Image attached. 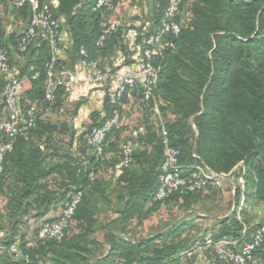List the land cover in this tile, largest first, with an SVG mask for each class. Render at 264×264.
Returning a JSON list of instances; mask_svg holds the SVG:
<instances>
[{
    "label": "trees",
    "instance_id": "trees-1",
    "mask_svg": "<svg viewBox=\"0 0 264 264\" xmlns=\"http://www.w3.org/2000/svg\"><path fill=\"white\" fill-rule=\"evenodd\" d=\"M94 2L59 0L55 11V16L65 18L71 33L73 61L79 62L80 49L84 48L88 59L109 62L116 69V56L120 64L133 63L135 51L137 56L141 53L145 38L157 33L166 0H152L150 14L139 25L116 21V30L102 46L97 44L103 31L101 23L111 10H93ZM16 13L27 20L31 15L28 6ZM177 22V34L162 35L164 47L155 60L158 77L154 101L142 100L141 88L133 91V97L151 104L159 119L158 127L145 119L144 134L137 132L135 137L138 146L131 162L113 180H105L104 176L121 159V149L116 151V158L107 157L115 147L113 137L118 138L120 125L107 132L102 155H96L86 138L93 127L101 126L111 116L113 107L107 96L102 112L93 111L91 123L82 132L67 121L46 119L43 112L50 105L60 108L67 98L62 89L56 92L55 101L44 98L46 64L50 60L48 43L38 41L25 52L15 48L24 59L21 68L14 67L8 51L15 71L30 83L23 91L21 109L36 104L38 112L35 128L27 138H16L0 174V195L6 201L4 211L0 210V264H191L190 258L180 255L184 246L172 241L183 228H171L141 240L130 239L123 226L119 230L97 228L98 204L107 200V190L113 183L123 190L119 196L123 224L132 219L142 222L163 204L182 200L190 207L197 200L194 195L203 191L156 199L164 160L162 125L171 144L179 148V160L185 168L203 162L218 173L238 169V177L244 182L238 198L242 195L245 205H264V0H184ZM130 30L138 34L128 37ZM17 38L10 35L8 42L16 45ZM61 65L69 67L60 57L56 66ZM127 101L125 98L119 107L121 114ZM168 114L171 118L162 122V116ZM110 176L114 177L112 173ZM75 194H80V199L62 239L33 238L42 223L60 216L42 221L27 239L23 230L29 218L43 216L57 205L63 210ZM249 224L245 207H241L239 214L222 219L210 234L214 239L238 238ZM257 225L250 227L248 235ZM98 232L103 239H99ZM13 243L23 257L8 253ZM259 253L264 258V244Z\"/></svg>",
    "mask_w": 264,
    "mask_h": 264
},
{
    "label": "built area",
    "instance_id": "built-area-1",
    "mask_svg": "<svg viewBox=\"0 0 264 264\" xmlns=\"http://www.w3.org/2000/svg\"><path fill=\"white\" fill-rule=\"evenodd\" d=\"M184 0H166V9L156 34L145 38L141 53L136 58L135 67L126 70L116 69L111 63H101L98 60L88 59L84 48L80 49L81 58L78 68L72 69L67 65L57 68L56 62L62 55L59 44V35L62 28L60 18L55 16L59 7V0H0V9L3 4H8L17 11L28 6L31 15L23 31L18 35L15 48L25 52L38 41H46L50 47V60L46 64V79L44 82V98L49 102L55 101L56 92L62 89L66 97L75 98L76 89L93 87L103 84L106 96L112 105L111 116L101 125L95 126L86 135L87 142L91 145L97 156L102 155L105 137L113 127L119 126L123 116L119 110L122 102L131 92L141 88L144 101H154V91L158 77V64L155 60L161 55L164 47L162 35L166 32L177 34L180 24L177 17L181 11ZM115 0H95L93 10H112ZM116 21L103 18L102 34L97 44L102 46L104 41L116 30ZM133 36L138 33L132 32ZM0 75L5 81L4 110L5 116L0 118V174L3 171L5 155L12 150L18 136L27 138L31 129L35 128L38 108L30 104L22 110V99L25 79L15 71L10 63L8 51L3 45V28L0 19ZM139 91V90H138ZM137 132H133V139L121 144V159L116 163L110 173L119 176L123 168L132 160L133 151L138 143L135 140ZM161 142L164 149V160L156 190V199L165 200L170 195L178 193L185 195L204 190L208 186H220L231 176L229 173H218L203 162H195L185 168L180 163V150L171 144L169 133L164 125L161 126ZM92 176V174H90ZM241 188L244 187L242 177H239ZM80 199V194H75L64 204L60 217L51 222L42 223L33 238L57 239L63 238L69 227L71 218ZM264 244V217L257 227L248 235L247 227L238 238L223 237L214 239L208 234L200 242L193 243L185 249L183 256L192 258L197 256L200 264H264V258L259 250ZM8 253L15 258L23 257V253L16 243L8 248Z\"/></svg>",
    "mask_w": 264,
    "mask_h": 264
},
{
    "label": "rangeland",
    "instance_id": "rangeland-1",
    "mask_svg": "<svg viewBox=\"0 0 264 264\" xmlns=\"http://www.w3.org/2000/svg\"><path fill=\"white\" fill-rule=\"evenodd\" d=\"M151 4L152 0H141L136 2L132 0H117L114 9L107 14L106 18L114 19L118 23L139 25L146 19V15L148 16L150 14L152 8ZM13 14L15 18H13ZM26 24L27 19L22 18L16 11L15 13L12 12L11 16L9 15L4 20V32L7 36L8 34L18 35L23 31ZM3 42L5 43L7 51L10 52L14 67L21 68L24 64V59L14 51L15 44L8 42V40ZM26 79L27 78H25V83L29 85V81ZM76 97L62 100L60 108L50 105L43 112L42 116L54 122L67 121L82 132L86 129L87 125L91 123V118L89 114L85 119L83 114L75 116L73 111L78 103L83 102V104H86L88 99L82 96ZM87 107L88 111H90L94 109L95 106L91 105ZM122 114L123 121L118 127V138L113 137L116 151H119L124 141L130 139L132 132H142L141 128H144L146 118L150 119L155 128L158 127L159 124V119L156 117L151 104L143 102L140 97H135L131 99V101L123 104ZM170 118L171 116L168 114L166 117L162 116L160 120L165 123L166 120ZM81 119L84 120L81 122ZM113 178L115 177H111L110 174L104 176L105 180H113ZM240 186L241 182L238 177V169H235L228 180L224 181L220 186L210 185L200 193H196L194 196L197 200L193 201L190 207H186L182 200L170 205L163 204L153 210L144 221L138 222L136 219H132L126 224H123L120 220V210L123 204L119 197L123 194V190L113 183L107 190V200L101 201L98 204L96 214L97 228L98 230L103 228L119 230L123 226L125 227L123 232L132 240H141L150 236L159 235L171 228H183L180 230L181 234L172 239L175 245L182 244L184 246V248L180 250V255H182L183 251L192 246L193 243L197 241L200 242L205 236L215 232L214 229L222 219L234 213L239 214L241 207H245L246 216H248L250 221V224L247 225V231H249L250 227L257 225L262 220L264 217V205H245L242 195L238 198ZM0 210H2L1 207ZM3 223L6 225L5 219ZM29 223L23 231L27 232L30 228V233L32 234L38 229L42 222ZM3 233L4 232L1 233L2 236ZM98 237L99 239H103L102 233L98 232ZM190 259L191 264H200L197 256H193Z\"/></svg>",
    "mask_w": 264,
    "mask_h": 264
},
{
    "label": "crops",
    "instance_id": "crops-1",
    "mask_svg": "<svg viewBox=\"0 0 264 264\" xmlns=\"http://www.w3.org/2000/svg\"><path fill=\"white\" fill-rule=\"evenodd\" d=\"M152 7H153V5H152ZM12 12L15 13V10H13L8 4H3L1 9H0V19H1L2 28H3V40L4 41L8 40L9 36L11 35V34H8V36H7V34H5V32H4V20L9 15L11 16ZM12 16H13V18H15L14 14ZM59 18L62 22V28H61L60 35H59V44L62 48L61 58L67 62V64L69 65L70 68L76 69V68H78L79 62L78 61L74 62L72 57H71V53H70V48L72 45L71 33L69 32V30L67 28L65 18L63 16H60ZM109 20H112V19H109ZM112 21H116V20L113 19ZM127 34H128V37H130V34H132V30L128 31ZM14 48H15V46H14ZM137 53L138 52L135 51V55H134L135 58H137ZM111 58L115 59V56H113ZM104 60L110 61L111 59L109 60V58H107V59L104 58ZM115 60H116L115 62L119 65L120 70L131 69V68L135 67V64H136V60L131 64H126V65L120 64V61H118V56H116ZM17 73H18V71H17ZM4 82L5 81H4L3 77L0 75V118H3L5 116V110H4L3 98H2L4 91H5V83ZM2 84H3V87H1ZM29 85H30V83H29ZM29 85H26V83H24V88L28 89ZM75 92H76V96H77L76 98L82 96L85 99H88L86 104H83V102L79 104L78 110H77V113L75 114V116L76 115L78 116V114L79 115L83 114V117L85 119V117H87L88 114L90 117V114L93 111H98L100 113L102 112L103 106H104V103L106 100V90H105V86L103 84H99V85H96L93 87L76 89ZM89 98H90V101H89ZM134 98L135 97H133V92H131L130 95L127 97V100L131 101V99H134ZM91 105H94L95 107H94V109H91L90 111H88L87 106H91ZM84 119H81V122ZM74 128L77 129L78 133L81 132L77 127L74 126ZM141 130H142V132H140V134H144V128H141ZM116 155H118V152H116V149L114 147L111 150H109V152L107 153L108 158H116ZM107 171L110 174V170H107ZM5 203H6L5 199L3 198V196L0 195V207L2 209L1 210L2 212L4 211ZM61 211H62V206L57 205L56 207L52 208L47 214H45L43 216H40L38 218H36V217L29 218L28 223L29 222L30 223H32V222L39 223V222H42L46 219H55V218L60 216ZM24 232H26V231H24ZM26 233H27V239H31L33 233L32 234L30 233V228H29V231H27Z\"/></svg>",
    "mask_w": 264,
    "mask_h": 264
}]
</instances>
